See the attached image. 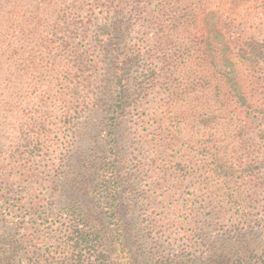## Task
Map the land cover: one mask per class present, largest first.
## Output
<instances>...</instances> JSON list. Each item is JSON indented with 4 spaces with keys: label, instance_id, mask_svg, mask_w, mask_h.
<instances>
[{
    "label": "rangeland",
    "instance_id": "rangeland-1",
    "mask_svg": "<svg viewBox=\"0 0 264 264\" xmlns=\"http://www.w3.org/2000/svg\"><path fill=\"white\" fill-rule=\"evenodd\" d=\"M158 3L110 11L123 31L97 57L90 0H0V251L17 248L15 264L70 263L78 224L92 232L83 255L94 264H127V252L131 264H264V0L196 1L201 28L217 30L214 59L203 37L174 60L187 34ZM115 57L137 63L117 73ZM80 210L89 217L78 223Z\"/></svg>",
    "mask_w": 264,
    "mask_h": 264
},
{
    "label": "trees",
    "instance_id": "trees-1",
    "mask_svg": "<svg viewBox=\"0 0 264 264\" xmlns=\"http://www.w3.org/2000/svg\"><path fill=\"white\" fill-rule=\"evenodd\" d=\"M80 2H84L85 0H79ZM196 1L199 0H183L182 4L185 5L184 9L180 8V5L178 3V6L174 3L171 6V3H169V0H159L158 3V11L161 12L162 17H167L168 21L171 23L172 25V30L174 32L175 35H179L180 33H185L187 34V36H185V39L189 42V50L188 48L185 46V50L183 51H179V55L174 59H178L182 54H184L185 51L189 52L191 49L194 50H198L200 48L201 43L204 44V38L207 42V49H206V53L209 57H211V59H214L216 57V55H218L219 53V49L217 48V46H215V43L217 42L218 38V34H217V30H214L212 28H201V24L203 23V20L200 19L199 13V9L196 6ZM147 2L148 0H90V9H94L95 11H98V14H100V16L92 18L90 21L91 22H97L99 23L97 25V35L94 36L95 38V45H94V52L97 54V57H101L103 56L104 52H105V46L107 44V42H109V45L106 47L109 51L113 53L116 52L115 47L117 46V41H118V37L114 36L113 33L120 31L122 32L123 30L121 29L122 27V22L120 20H116L114 22H109L108 17L106 16L110 11H113L114 14L118 17H122L125 8L129 6L133 7L136 9V11L138 12L139 10H141L142 13H144L145 11H147L146 7H147ZM144 6L143 9H141ZM195 10V11H194ZM200 22V23H199ZM81 22H79L80 24ZM157 25L162 27V22L159 20V22L157 23ZM206 33H203V31ZM209 35V36H208ZM204 37V38H203ZM116 40V41H115ZM223 40V38H222ZM221 40V42H222ZM113 43H110L112 42ZM215 42V43H214ZM223 43V42H222ZM226 45V46H225ZM223 45V50L227 51V42L226 44ZM184 49V46L183 48ZM152 50H148L147 52V59L143 64V72H147L148 77L151 78L153 74L154 69H156V66H154L155 61L157 60V58H153L152 56H149L148 53H151ZM227 53V52H226ZM79 57H80V69H79V73L82 75L80 77H78V84H81L82 82L85 81L86 77H83L85 74V65H87L88 61H85L84 56L88 55V52L86 51L85 53H79ZM223 57V56H222ZM191 58L193 61L196 62V65H200V67L202 66V57L200 59V63L199 61L197 62L196 59H193V56L191 55ZM170 60H172V57H167L165 59V63L167 62L169 65L170 64ZM90 61V69H92L93 66V62L92 60ZM115 68L117 69V73L119 72V67L121 65H127L130 64L131 62H135L137 63V60H125V63H123L122 61H119L118 57H115ZM192 62V61H191ZM222 62H223V67H225L226 69H229L228 72L224 71L221 73L222 76V80L225 81V85L228 86L229 91L232 94V97L234 99H236L237 101L243 97V89L241 88V86L233 81L234 80V73H233V69L231 68L232 65L229 61V59H227V57L225 56V58H222ZM164 63V62H163ZM162 63V64H163ZM173 63V60L172 62ZM123 80H118V88H120V92L123 91L124 86H123ZM81 86V85H80ZM191 87H193V89H191V92H195L197 90V88L199 86H197V82L194 83L192 82L190 84ZM85 91V90H83ZM172 91V92H171ZM169 96H172L174 98L178 97L181 94H176L175 91L170 90V92L168 93ZM125 99V96L123 95V93H120V98L118 99V103L123 102ZM193 99V98H192ZM195 100L198 102V98H195ZM193 121H195V119H193ZM199 129L201 130L202 127L200 126ZM63 173H61L60 176H62ZM18 175V174H17ZM6 178L5 174H0V179L4 180ZM116 177H114L112 174H108L107 172L103 175L102 177V181L106 184H108V182H110V185L114 184L113 182L115 181ZM110 185H106L105 187L108 189H110ZM104 192H106V190H103ZM115 192H113V197H115L116 199V195L119 194V188L117 187L115 190ZM103 193V192H102ZM2 198H3V189H0V207H4V204L2 202ZM3 209V208H0ZM13 208L12 207H7V211L11 212ZM74 211H78V209H74L72 208ZM116 210V209H114ZM68 212L71 211V208L69 210H67ZM79 216H80V220L79 222H84L88 219V213L85 212L84 210H80L79 212ZM116 213V212H114ZM70 232H68L70 234V243L67 245L68 247V252H71V258L69 260L70 263L68 264H94L91 263L90 260L88 258H85V255H83V250L85 249V245H87L88 243H90V236H92V232H85L83 231L80 227L79 224L76 226H73L71 228V230H69ZM14 250H8V251H0V264H15V261L18 257L21 256V254H18L17 252V248H13ZM126 249V248H125ZM106 251V250H105ZM124 251V250H122ZM128 251V250H127ZM126 255L128 256V260H127V264H131V253L127 252ZM103 258H105L104 256H102ZM116 258H118L116 256ZM130 261V263H129ZM192 262H194L192 260ZM210 262L214 263V260H210ZM105 263L106 264H114V260L110 257V255H107L105 258ZM19 264V262H18ZM98 264H102V263H98ZM183 264V263H182Z\"/></svg>",
    "mask_w": 264,
    "mask_h": 264
}]
</instances>
